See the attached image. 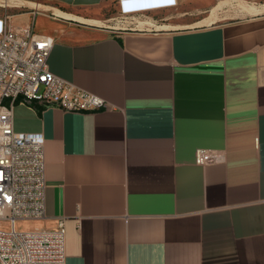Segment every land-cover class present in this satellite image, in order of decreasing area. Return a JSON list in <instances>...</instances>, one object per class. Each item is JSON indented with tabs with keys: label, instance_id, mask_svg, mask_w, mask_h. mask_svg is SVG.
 Listing matches in <instances>:
<instances>
[{
	"label": "crops",
	"instance_id": "1",
	"mask_svg": "<svg viewBox=\"0 0 264 264\" xmlns=\"http://www.w3.org/2000/svg\"><path fill=\"white\" fill-rule=\"evenodd\" d=\"M113 1L116 26L0 0V28L52 35L50 70L107 102L15 105V130L45 140L31 228L65 218V264H264V2ZM201 148L219 159L198 164Z\"/></svg>",
	"mask_w": 264,
	"mask_h": 264
},
{
	"label": "built area",
	"instance_id": "2",
	"mask_svg": "<svg viewBox=\"0 0 264 264\" xmlns=\"http://www.w3.org/2000/svg\"><path fill=\"white\" fill-rule=\"evenodd\" d=\"M55 38L33 23L0 28V264H65V218L52 227L20 229L18 220L46 215L45 140L42 133L14 127L18 102H38L65 110L94 111L107 102L52 72L48 65ZM196 162L219 156L197 149Z\"/></svg>",
	"mask_w": 264,
	"mask_h": 264
},
{
	"label": "rangeland",
	"instance_id": "3",
	"mask_svg": "<svg viewBox=\"0 0 264 264\" xmlns=\"http://www.w3.org/2000/svg\"><path fill=\"white\" fill-rule=\"evenodd\" d=\"M15 0H9V2L13 3ZM17 2H19V6L15 7L17 12H30V11H35L36 9H32L31 7H29V5H32L33 2L36 3H44L46 6L42 7V5H40L39 8H46L47 10L45 11V13L50 14L52 11L58 10V9H66L69 11H76L75 13L81 14L87 18L90 19H97L99 22L98 24H108V25H114L116 26V22L119 20V18H115V19H111L112 16L117 15L118 16V10L116 8V4L113 0H110L107 4L102 5V6H98L96 8H91V9H81V10H74L72 8H67V7H63L60 6L59 4H56L55 2H52L51 0H16ZM29 1V2H28ZM250 2H264V0H248ZM25 2V3H24ZM233 0H229V1H225V4L227 3V5H225L223 8H221V12L223 10H228L232 7L233 5ZM5 4V3H4ZM41 10V9H39ZM4 12H8V9H4L2 10L0 8V14H3ZM42 12V11H40ZM44 12V11H43ZM42 12V13H43ZM223 14V13H222ZM221 14V16H222ZM223 16H228V13H225ZM219 17V16H216ZM18 21L23 22L25 21V18H21ZM101 21V22H100ZM177 23V25H182L185 23H188L187 21H178L175 22ZM190 23V22H189ZM118 24V23H117ZM35 220H18L17 221V227L20 229H30L31 226H33V222Z\"/></svg>",
	"mask_w": 264,
	"mask_h": 264
},
{
	"label": "bare ground",
	"instance_id": "4",
	"mask_svg": "<svg viewBox=\"0 0 264 264\" xmlns=\"http://www.w3.org/2000/svg\"><path fill=\"white\" fill-rule=\"evenodd\" d=\"M23 1V0H22ZM29 2V1H28ZM25 3V2H24ZM17 4V3H16ZM33 4H34V2H33ZM37 5V4H36ZM30 7V6H29ZM43 7V6H42ZM55 12V14H59V15H65V16H69V17H72L71 15H69V14H66V13H61V12H58V11H54ZM80 20H83V21H87V22H92V23H98L99 21H93V20H88V19H82V18H80ZM101 22V21H100Z\"/></svg>",
	"mask_w": 264,
	"mask_h": 264
},
{
	"label": "trees",
	"instance_id": "5",
	"mask_svg": "<svg viewBox=\"0 0 264 264\" xmlns=\"http://www.w3.org/2000/svg\"><path fill=\"white\" fill-rule=\"evenodd\" d=\"M29 105H31V106H36V108L39 110V112H40L41 109H42V106L36 105V102H35V101L29 102Z\"/></svg>",
	"mask_w": 264,
	"mask_h": 264
}]
</instances>
